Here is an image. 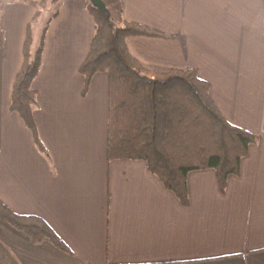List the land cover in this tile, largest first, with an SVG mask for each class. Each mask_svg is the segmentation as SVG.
<instances>
[{"label":"crops","instance_id":"crops-1","mask_svg":"<svg viewBox=\"0 0 264 264\" xmlns=\"http://www.w3.org/2000/svg\"><path fill=\"white\" fill-rule=\"evenodd\" d=\"M7 1L0 0V199L17 213L43 217L72 251L34 244L0 219V240L18 261L264 264V0L104 1L112 19L171 35L126 38L142 65L196 68L218 110L256 135L223 192L214 169L188 172L186 206L144 159L107 158V74L95 73L83 92L79 71L95 28L89 0L2 6ZM45 9L42 62L31 81L41 151L10 101L26 24Z\"/></svg>","mask_w":264,"mask_h":264},{"label":"trees","instance_id":"trees-1","mask_svg":"<svg viewBox=\"0 0 264 264\" xmlns=\"http://www.w3.org/2000/svg\"><path fill=\"white\" fill-rule=\"evenodd\" d=\"M87 8L95 28L79 71L84 79L83 92L95 73L107 74V158L144 159L148 170L184 206L189 204V171L214 169L223 192L228 176L239 172L240 160L256 135L230 122L218 110L209 94V82L198 75L196 68H147L126 44L128 36L170 34L121 16L115 23L107 6L102 12L90 0ZM28 35L12 84L10 109L22 118L38 149L45 151L34 118L37 93L31 84L42 62L43 47L31 52ZM0 219L26 233L34 244L49 241L72 252L43 217L17 213L1 199ZM0 264H21L1 240Z\"/></svg>","mask_w":264,"mask_h":264},{"label":"rangeland","instance_id":"rangeland-1","mask_svg":"<svg viewBox=\"0 0 264 264\" xmlns=\"http://www.w3.org/2000/svg\"><path fill=\"white\" fill-rule=\"evenodd\" d=\"M44 1L48 2V0H44ZM16 2H21V3L24 4L25 0H9L7 2L2 3V6L3 5L5 6V5L14 4ZM42 4L44 5L45 3H42ZM55 9H56V7H55ZM2 10L3 9L1 8L0 9V15L2 13ZM20 13H21V15H19V22L22 19V14H24V11L22 10ZM49 13H50V10L49 11L46 10L45 12H43V14H42L43 16L40 17V19H38V20H37V18L32 19V20L30 19V20H28L29 23L26 24V27H25V30H24L25 31L24 40H25L27 34H29L28 35L29 36L28 45H29V48H30L31 52H35V50L37 49L38 46L41 45L43 47V45H44V37H45V34H46L47 23L49 21V19H47L49 17ZM113 20H114L115 23H118L117 20H115V19H113ZM37 23H38V25H37ZM14 25H15V21H13L11 23V25H9V27H10V36L12 38H13V34H14L13 31L15 30V26ZM164 29H166V28H164ZM42 34L44 35L43 39H42ZM24 40H23V43H24ZM42 41H43V44H42Z\"/></svg>","mask_w":264,"mask_h":264},{"label":"water","instance_id":"water-1","mask_svg":"<svg viewBox=\"0 0 264 264\" xmlns=\"http://www.w3.org/2000/svg\"><path fill=\"white\" fill-rule=\"evenodd\" d=\"M92 5L96 6L99 8L102 12L106 11V5L103 0H90Z\"/></svg>","mask_w":264,"mask_h":264}]
</instances>
